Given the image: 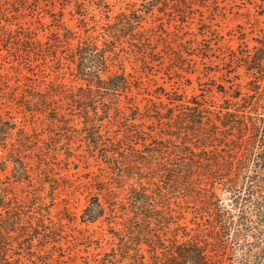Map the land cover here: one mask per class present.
I'll list each match as a JSON object with an SVG mask.
<instances>
[{
	"label": "rangeland",
	"instance_id": "1",
	"mask_svg": "<svg viewBox=\"0 0 264 264\" xmlns=\"http://www.w3.org/2000/svg\"><path fill=\"white\" fill-rule=\"evenodd\" d=\"M262 41L264 0H0V264H110L142 191L173 216L166 244L207 237ZM87 43L125 88L77 75Z\"/></svg>",
	"mask_w": 264,
	"mask_h": 264
},
{
	"label": "trees",
	"instance_id": "2",
	"mask_svg": "<svg viewBox=\"0 0 264 264\" xmlns=\"http://www.w3.org/2000/svg\"><path fill=\"white\" fill-rule=\"evenodd\" d=\"M123 22L122 29L134 28L139 15H124ZM262 44L246 61V69L252 72L248 80L251 92L241 94L237 89L232 96L240 100L234 110H226L227 119L222 121L236 130L233 141L238 149L231 151L227 178L222 181L230 203L216 202L212 232L207 237L173 238L166 244L160 230L167 231L173 216L162 213L156 194L142 191L133 201L135 214L141 213L142 221L132 220L127 238L120 237L117 249L106 254L111 256L110 264L124 259L130 264H264V41ZM78 48L77 75L88 85L95 81L112 93L128 85L123 73L101 78L100 73L108 69L103 49L88 43ZM95 202V207H86V219L103 213L104 207L97 199Z\"/></svg>",
	"mask_w": 264,
	"mask_h": 264
}]
</instances>
